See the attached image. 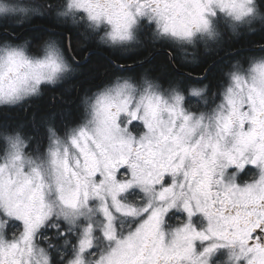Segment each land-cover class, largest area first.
Wrapping results in <instances>:
<instances>
[{
	"label": "snow or ice",
	"instance_id": "6c2138e0",
	"mask_svg": "<svg viewBox=\"0 0 264 264\" xmlns=\"http://www.w3.org/2000/svg\"><path fill=\"white\" fill-rule=\"evenodd\" d=\"M0 107V264H264V0H0Z\"/></svg>",
	"mask_w": 264,
	"mask_h": 264
},
{
	"label": "flooded vegetation",
	"instance_id": "af4514ba",
	"mask_svg": "<svg viewBox=\"0 0 264 264\" xmlns=\"http://www.w3.org/2000/svg\"><path fill=\"white\" fill-rule=\"evenodd\" d=\"M41 22L40 21H36L32 26L27 27L25 29H21L19 30V34L28 37L30 35L33 34V29H35L36 27L40 26ZM247 37V36H245ZM243 37V38H245ZM252 51V49H250ZM227 51V49H226ZM242 51H247V50H242ZM146 55V53H141L140 57H136V58H128L126 61H123L124 63H126L127 65H131V71L135 72V73H139L143 71V67H148V64H145L143 67H141L136 60H138L139 58H141L142 56ZM221 55H224L223 53ZM109 56V53L107 51L104 50H96L95 53L93 54L92 57H95L96 59H100L102 61V63L104 62V64H101L103 66H105L106 64V58ZM152 59V58H151ZM227 59V57H226ZM198 69H193V76H197L199 73H197ZM94 83H98V81H93L90 78H87V75L84 76H79L76 77L74 79H69L66 82H64L62 85L58 86L55 89H61L60 91H62V93H66L65 97L62 99L60 98V96H58V94H52L50 95V91L52 89H47L45 90L44 96L33 102V110H39V111H43V112H48V111H56L57 109H59V107L61 106H74V101H76L79 104L80 101V97L82 96L83 92L85 89L89 88L90 86H92V84ZM73 88H77L80 89L82 88V90H72ZM56 97L57 99L53 102L52 97ZM43 100H45L47 102V106H40V104H42ZM0 109L4 110L2 113V115H0V120L5 118L7 120H11L13 118L15 119H19V120H26V114L16 108H2L0 107ZM73 109V108H72ZM73 111V110H72ZM28 116L31 115V112H29L27 114Z\"/></svg>",
	"mask_w": 264,
	"mask_h": 264
},
{
	"label": "trees",
	"instance_id": "16d2710c",
	"mask_svg": "<svg viewBox=\"0 0 264 264\" xmlns=\"http://www.w3.org/2000/svg\"><path fill=\"white\" fill-rule=\"evenodd\" d=\"M260 39V34H257V35H255V36H247V37H245V38H241L239 41H234L233 43H231V45H230V47L232 48V49H234V50H236V48L238 49V50H247V51H244V52H248V51H251L250 50V47H251V44L254 42V41H258ZM252 51H253V49H252ZM164 62V54L161 52V53H155L154 55H153V57H152V59H151V61H150V64L151 65H153V66H155V65H159V64H161V63H163ZM101 64H104V62L102 63V61L99 59H96L95 57H92L91 58V60L89 61V65L88 66H86V68H85V71H87V69L89 68V67H91V68H94V69H100V68H102L103 67V65H101ZM197 73H199V70L197 71ZM87 78H90L91 79V77L90 76H88L87 75ZM76 89L77 88H73L72 90H75L76 91ZM61 89H52L50 92V95H52V94H58V96H60V98H64L65 97V95H66V93L64 94V93H62V91H60ZM77 90H82V88H80V89H77ZM75 103H74V106H61V107H59V109H57L56 111H60V110H69V109H71V110H73V111H75L76 109H77V106L79 105L76 101H74ZM40 106L42 107V106H47V102L45 101V100H43V102H42V104H40ZM73 108V109H72ZM4 110H2V109H0V115H2V113L1 112H3ZM41 112H43V111H41ZM0 121H7V122H9V123H12V124H15V123H17V122H19V121H21V120H19V119H15V118H13V119H11V120H7V119H5V118H3V119H1Z\"/></svg>",
	"mask_w": 264,
	"mask_h": 264
},
{
	"label": "water",
	"instance_id": "95a60500",
	"mask_svg": "<svg viewBox=\"0 0 264 264\" xmlns=\"http://www.w3.org/2000/svg\"><path fill=\"white\" fill-rule=\"evenodd\" d=\"M250 49H252V48L250 47ZM236 50H238V49L236 48Z\"/></svg>",
	"mask_w": 264,
	"mask_h": 264
}]
</instances>
